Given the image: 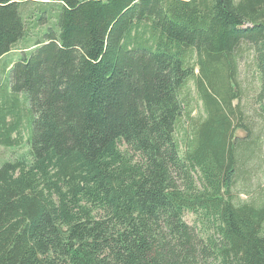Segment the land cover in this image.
<instances>
[{"label": "trees", "instance_id": "1", "mask_svg": "<svg viewBox=\"0 0 264 264\" xmlns=\"http://www.w3.org/2000/svg\"><path fill=\"white\" fill-rule=\"evenodd\" d=\"M22 39L0 98V264H264V194L235 188L263 150L239 74L249 45L264 120V0H0V59Z\"/></svg>", "mask_w": 264, "mask_h": 264}, {"label": "rangeland", "instance_id": "2", "mask_svg": "<svg viewBox=\"0 0 264 264\" xmlns=\"http://www.w3.org/2000/svg\"><path fill=\"white\" fill-rule=\"evenodd\" d=\"M32 7V6H31ZM28 6L27 8H30ZM29 9V10H30ZM29 15V14H28ZM29 24V23H28ZM46 27L43 28V31L45 30ZM37 28L33 29V32L36 31ZM39 31H41V28H39ZM31 33V30H30ZM28 33L27 37L31 39V34ZM38 37V33L35 38ZM25 39L20 40L16 46L14 51H10L7 55L3 56L0 59V98L2 95H4L8 90L11 91V82H10V68H7V63H9L11 60H18L21 58L24 54L23 48H25ZM33 43V42H32ZM246 53L244 54L243 60L241 62V70H240V80L243 85V94L242 98L240 100V106L241 110L243 109V117H246V121L251 124L252 127V132L253 135L257 136V141L258 144L263 145V150L262 148H254L255 152L253 151V154L251 156L247 157L244 156L246 160V166L248 167L246 170V173H241L239 175L238 181L235 184L236 190L239 192L238 198L243 199V200H251L255 199L256 201L260 200L262 197V193L264 194V120H263V115H262V109L261 105L259 102L256 101L255 99V84L254 81L257 78V70L255 67V64L253 62V52L250 50L249 45H246ZM259 78V74H258ZM191 84V89H192V94L195 95V97L192 100V105H193V111L192 114L195 115L194 117H202L203 114H205V109L202 103V100L198 97L197 93L195 92V87L192 83ZM259 89V87H258ZM1 101V99H0ZM18 101L19 105L22 107L28 106L29 100L25 92H21L20 97L18 96ZM234 102H238V100H235ZM28 117H32L28 115ZM183 117H190L188 115H185ZM31 122V118H30ZM188 124V121H187ZM24 127H20V132L19 133H14L17 137H22L26 142L28 140V134H29V127L25 126L27 125V122L24 121L22 124ZM247 133V130L244 129L243 127L239 128L237 130V135L239 136H245ZM255 145V143H254ZM22 149L23 145L20 146ZM120 147L122 149H127L130 153H133V155L136 158H139L140 155L136 151H134L133 148L125 141L122 140L120 141ZM16 149L15 146L13 145H7L4 143H0V165L7 160L9 155L11 154L10 151ZM243 152V150H242ZM251 152V151H249ZM185 218L187 221L190 223H194L195 220V215L187 212L185 214Z\"/></svg>", "mask_w": 264, "mask_h": 264}]
</instances>
